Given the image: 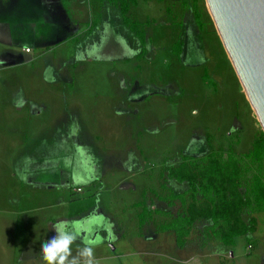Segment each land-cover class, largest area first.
<instances>
[{
    "label": "rangeland",
    "instance_id": "obj_1",
    "mask_svg": "<svg viewBox=\"0 0 264 264\" xmlns=\"http://www.w3.org/2000/svg\"><path fill=\"white\" fill-rule=\"evenodd\" d=\"M0 1L17 54L0 80V264H46L41 244L58 222L79 233L72 255L90 246L93 264H264V212H243L256 232L235 247L212 237L209 221L184 248L162 229L184 214L171 196L188 190L170 168L211 151L242 160L262 132L204 0L200 20L193 0L131 4L143 59L107 1ZM142 205L152 216L143 226Z\"/></svg>",
    "mask_w": 264,
    "mask_h": 264
},
{
    "label": "trees",
    "instance_id": "obj_2",
    "mask_svg": "<svg viewBox=\"0 0 264 264\" xmlns=\"http://www.w3.org/2000/svg\"><path fill=\"white\" fill-rule=\"evenodd\" d=\"M118 7L124 28L133 32L139 40L142 51L140 59L146 55L145 31L142 23L134 22L129 16L130 5H136V0H104ZM162 1V0H158ZM198 0H193L196 18L201 19ZM201 26V23H200ZM124 30V29H123ZM125 35V32H124ZM129 35V34H128ZM132 39V37H131ZM175 51L180 56L181 46L175 44ZM255 168L250 179L245 177L251 170L242 166L241 162ZM167 178L177 184H186L188 190L184 195H173L172 199H180L184 204V214L177 216L170 223L163 226V231H170L175 236L176 245L185 247L186 239L199 221H209V234L225 247H235L236 240L256 232V219L249 222L243 220V212H264V133L257 136L242 160L234 155L224 160L215 152H209L201 162L185 158L177 168L168 170ZM245 188V193L241 189ZM187 196L191 202L187 201ZM201 196V201L198 197ZM140 225H145L151 219V212L142 205Z\"/></svg>",
    "mask_w": 264,
    "mask_h": 264
},
{
    "label": "water",
    "instance_id": "obj_3",
    "mask_svg": "<svg viewBox=\"0 0 264 264\" xmlns=\"http://www.w3.org/2000/svg\"><path fill=\"white\" fill-rule=\"evenodd\" d=\"M264 133V0H204Z\"/></svg>",
    "mask_w": 264,
    "mask_h": 264
},
{
    "label": "clouds",
    "instance_id": "obj_4",
    "mask_svg": "<svg viewBox=\"0 0 264 264\" xmlns=\"http://www.w3.org/2000/svg\"><path fill=\"white\" fill-rule=\"evenodd\" d=\"M56 235L41 244V253L46 264H81V257L84 264H93L94 250L85 246L79 250L77 256L72 255V244L78 239L79 233L69 230L63 222L52 225Z\"/></svg>",
    "mask_w": 264,
    "mask_h": 264
},
{
    "label": "crops",
    "instance_id": "obj_5",
    "mask_svg": "<svg viewBox=\"0 0 264 264\" xmlns=\"http://www.w3.org/2000/svg\"><path fill=\"white\" fill-rule=\"evenodd\" d=\"M0 6L2 7L1 4H0ZM0 11H1V9H0ZM1 15L2 14L0 13V16ZM7 21H8V17H7V19L4 18V20H0V41L1 42H6V43H1L0 42V46H5V47H3L5 50H4V52H2V55L0 56V65H1L0 80H2V75H7L10 72L9 70H12V68H13L12 66L15 63L14 59H16L15 56L17 55V54H14V55L11 54L12 50L8 51L6 49L9 46V43H11L10 42V37L7 36V28H6V27H8V25L6 24ZM10 47H11V45H10ZM27 49H29V48H27ZM27 49H25L24 53L26 54L25 58L27 57L26 59L29 60L30 58L28 56H30L32 54V52L31 51L30 52H26ZM27 103L29 104V102H27ZM41 107L42 106L39 107L37 105L33 106L34 113L37 114V116L42 113ZM17 108H18V111L22 110V107L20 105H18ZM37 168H39V167H37ZM34 173L39 175V176L37 175L36 177H40L41 174L43 176L47 172L45 170H42V169L39 170L38 169ZM30 174L31 173L29 171L25 172L24 177L27 179V177L28 178L30 177Z\"/></svg>",
    "mask_w": 264,
    "mask_h": 264
},
{
    "label": "built area",
    "instance_id": "obj_6",
    "mask_svg": "<svg viewBox=\"0 0 264 264\" xmlns=\"http://www.w3.org/2000/svg\"><path fill=\"white\" fill-rule=\"evenodd\" d=\"M26 51H27V52H30V50H29V49H27Z\"/></svg>",
    "mask_w": 264,
    "mask_h": 264
}]
</instances>
